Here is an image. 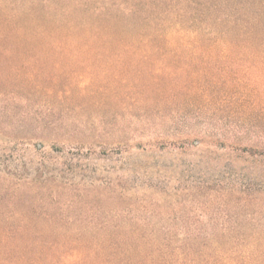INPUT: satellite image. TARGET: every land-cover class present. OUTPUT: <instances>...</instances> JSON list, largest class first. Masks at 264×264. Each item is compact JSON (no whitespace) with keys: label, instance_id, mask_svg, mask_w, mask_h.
I'll return each mask as SVG.
<instances>
[{"label":"rangeland","instance_id":"1","mask_svg":"<svg viewBox=\"0 0 264 264\" xmlns=\"http://www.w3.org/2000/svg\"><path fill=\"white\" fill-rule=\"evenodd\" d=\"M96 1L116 29L92 40ZM0 13L57 35L0 43V171L25 175L0 172V236L55 241L86 255L75 264L144 250L264 264V0H0ZM254 17V37L233 24Z\"/></svg>","mask_w":264,"mask_h":264},{"label":"trees","instance_id":"2","mask_svg":"<svg viewBox=\"0 0 264 264\" xmlns=\"http://www.w3.org/2000/svg\"><path fill=\"white\" fill-rule=\"evenodd\" d=\"M97 2L98 5L93 10V16H95L96 19L94 21V24L90 25L84 22L86 33H88V38L92 40L99 39L107 31H113L116 29L115 23L102 25L100 18L102 16H108V13H105L104 10L106 9V6L103 3H99V1H96V4ZM203 10V8H198L199 13H203ZM15 17L17 16H4L0 13V43L8 40L22 41L28 39H36L39 38V36L42 38L52 39L57 36L55 33H53L52 31H48L43 26L42 21L39 17H34L32 19V27H34V30L28 29L26 26L19 24L17 22L18 20ZM18 17L20 19V17L23 16L22 14H20ZM259 20V17H254L251 19H247L246 21L244 20L245 23L243 24H241V22L238 20H235L233 24H236L242 28L245 27L243 29L247 30V34L251 37H254L257 34V31H255V26H249L248 23H257ZM170 31L164 33L163 35L161 34L160 36H163L164 38L182 36L177 29H174L173 31H171V33H169ZM219 32V37L227 36V32ZM197 33H195L196 36H199ZM63 36L73 37L74 40L78 41L86 38L85 35L79 34L71 28H67L66 30H64ZM153 36L156 35L152 34L151 37ZM0 172L7 176H16V178H18L19 180L25 178L24 174L20 175L19 173H17V168L9 169V171L1 170ZM54 243L55 241L52 242V247H47L46 242L43 238H36L30 239L26 244L21 245V243H19L16 238L6 235L0 236V264H75V258L78 260L83 255H85L84 253L66 254L63 251L59 250ZM107 243L109 246L112 245L110 241ZM96 253L99 252L97 251ZM98 256H101L100 258L102 261L97 264H159L156 261L152 260V256H150L146 250L141 251V253L138 252V259H134L132 251H126L124 256L116 254H112V256L103 255L102 252H100Z\"/></svg>","mask_w":264,"mask_h":264}]
</instances>
